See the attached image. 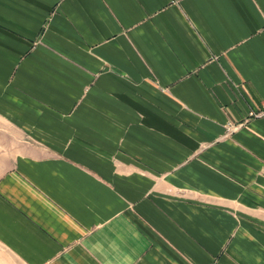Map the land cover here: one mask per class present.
<instances>
[{
	"label": "crops",
	"instance_id": "crops-1",
	"mask_svg": "<svg viewBox=\"0 0 264 264\" xmlns=\"http://www.w3.org/2000/svg\"><path fill=\"white\" fill-rule=\"evenodd\" d=\"M263 103L264 0H0V264H264Z\"/></svg>",
	"mask_w": 264,
	"mask_h": 264
},
{
	"label": "built area",
	"instance_id": "built-area-1",
	"mask_svg": "<svg viewBox=\"0 0 264 264\" xmlns=\"http://www.w3.org/2000/svg\"><path fill=\"white\" fill-rule=\"evenodd\" d=\"M257 118H264V103L260 104L258 106H255L254 108H251L245 118L243 119V121H248L250 119H257ZM228 130L235 128V126H232L230 124H228Z\"/></svg>",
	"mask_w": 264,
	"mask_h": 264
}]
</instances>
